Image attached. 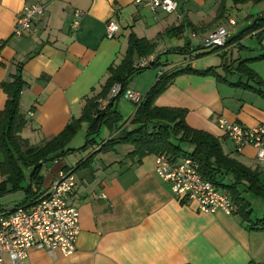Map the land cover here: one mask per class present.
<instances>
[{
    "label": "crops",
    "instance_id": "1",
    "mask_svg": "<svg viewBox=\"0 0 264 264\" xmlns=\"http://www.w3.org/2000/svg\"><path fill=\"white\" fill-rule=\"evenodd\" d=\"M177 1L176 12L166 14L136 5L134 0H40L44 11L31 31L15 36L16 18L33 0H0V112L7 100L1 85L12 82L20 66L24 85L18 109L26 125L19 136L27 146L44 145L80 118L87 98L101 93L108 68L125 58L132 35L153 45L152 56L158 62L169 54H178L184 61L172 70L165 64L152 68L156 74L140 71L125 89L144 95L161 74L184 67L196 72L212 70L215 76L193 72L176 76L153 106L184 110L188 127L216 138L224 155L258 170L264 187V164L256 162L254 148L237 150L219 128V120L248 129L264 126V58L253 60L264 53V32L261 29L235 38L264 15V0ZM74 10L81 12L76 33L69 29ZM238 16L240 24L235 19ZM110 19L119 28L113 38L105 35ZM220 27L228 32L226 44L208 53L215 48H205L204 39ZM198 48L204 51H194ZM197 54L202 55L196 58ZM139 59L133 57V68ZM244 61L245 68L256 76L253 80L242 72ZM235 75L239 80L233 81ZM217 78L243 86L232 87ZM116 102L119 122L115 127L101 126L93 143L79 150L88 132V124L81 123L66 145L74 151L40 169V191L62 172L74 177L69 198L79 212L74 253L51 256L30 249L22 264H264V230L255 228L264 219V200L255 196L262 206L254 217L251 203L240 191L241 186L246 191L245 183L238 190L249 205L247 221L236 212L203 213L194 202L172 196L168 185L158 179L154 173L157 155L130 158L133 148L124 144L98 151L122 130L136 128L130 121L137 107L127 99ZM174 144L185 154L193 151L191 145ZM23 172L27 184L31 169ZM222 181L229 184L233 178L227 175Z\"/></svg>",
    "mask_w": 264,
    "mask_h": 264
},
{
    "label": "trees",
    "instance_id": "2",
    "mask_svg": "<svg viewBox=\"0 0 264 264\" xmlns=\"http://www.w3.org/2000/svg\"><path fill=\"white\" fill-rule=\"evenodd\" d=\"M261 29L264 32V15L256 18L250 26L241 31L235 38ZM218 49L215 48L208 53L215 52ZM198 50L200 48L194 51ZM175 51L178 52V50ZM153 53V45L147 41L135 39L131 35L129 37L128 53L119 65L108 68V78L101 93L92 98H87L80 118L72 120L61 133L42 146H27L19 136V133L26 125V120L18 109L20 93L24 85L20 76L21 68L19 66L12 82L1 85L2 90L7 95V100L4 109L0 112V154L2 156V162L0 163V175L2 177L0 198L21 193V198L13 201L12 207L23 206L36 198L37 194L41 192L42 176L40 175V169L42 165L51 163L74 151L66 149V145L77 132L81 123L88 124V132L86 142L79 150H83L86 146L93 143L92 137L97 134L101 126H106L109 129L115 127L119 122V115L115 110V102L122 92L126 90L125 87L129 79L140 71L160 66L158 57H156L149 67L136 69L133 68V57L135 55L139 58L148 57ZM201 55L197 54L195 57L198 58ZM262 58H264V53L253 60ZM245 62L240 64L243 68L242 72H246L247 76L253 80L254 74L245 68ZM192 72L201 75H216L210 69L196 72L189 69V67L161 74L149 91L143 95L141 103L136 108L130 121V124L135 125L136 128L122 130L117 139L106 141L98 151H111L116 145L124 144L133 148L132 152L128 154L130 158L141 159L147 154H170L176 158L190 156L198 162L201 176L214 186L226 190L236 208L235 212L244 221H247L250 214L249 205L240 197L238 187L241 183H245L247 192L264 200V187L259 179L260 172L256 169L252 170L224 155L216 138L188 127L184 121V110L153 106L155 98L164 91L176 76ZM217 80L232 87L243 86L241 82L232 83L223 78H217ZM115 84H120V94L110 99L104 108L101 109L99 100H105ZM258 84H261V82L258 81ZM244 86L246 87V85ZM174 142L191 145L193 146V151L185 154ZM24 169H31L28 175L29 183L27 184L25 183ZM227 175H231L233 178V181L229 184L222 181V177L224 178ZM8 205H0V210L8 209ZM255 228L264 230V219L257 221Z\"/></svg>",
    "mask_w": 264,
    "mask_h": 264
},
{
    "label": "built area",
    "instance_id": "3",
    "mask_svg": "<svg viewBox=\"0 0 264 264\" xmlns=\"http://www.w3.org/2000/svg\"><path fill=\"white\" fill-rule=\"evenodd\" d=\"M134 4L166 14L175 13L178 7L177 0H134ZM44 7L45 4L40 0H33V3L24 6L16 18L14 35L29 33ZM80 15L79 10L73 11L69 24L72 33L79 29ZM229 23L234 25V21ZM118 29L114 19L108 20L105 25L106 37L113 38ZM227 38L228 32L220 27L204 39L203 46L222 48ZM154 60L152 55L142 57L134 68L149 67ZM120 91V84H115L107 98L99 100L101 109ZM121 95L136 107L143 99V95L130 90H124ZM219 128L237 150L244 146L253 147L256 162L264 164V126L248 129L219 120ZM154 173L168 185L172 196L187 203L194 202L200 212L213 214L221 211L231 215L236 211L229 196L201 176L198 162L190 156L176 158L170 154L157 155ZM74 187L73 175L62 172L47 189L42 190L27 204L0 210V264H22L30 249L44 250L51 256L55 252L65 257L74 253L79 234V212L69 201Z\"/></svg>",
    "mask_w": 264,
    "mask_h": 264
},
{
    "label": "rangeland",
    "instance_id": "4",
    "mask_svg": "<svg viewBox=\"0 0 264 264\" xmlns=\"http://www.w3.org/2000/svg\"><path fill=\"white\" fill-rule=\"evenodd\" d=\"M235 19L237 20L238 24L241 23L240 20H242V19H241L240 16H238L237 18L235 17ZM199 51H204V50L203 49H200ZM174 57L175 58L176 57H181V58L180 59H177V60H174L173 59ZM183 61H184V59L182 58V56H179L178 54H175V55H173V54L163 55L162 58L159 57V63H160V65L163 66L165 64L164 65L165 68H169L171 70L172 69H176L177 67H179L180 63H183ZM147 70H150L151 72H153L154 74H156L155 69L150 68V69H146L145 71H147ZM238 78H239V76H236L235 75L234 78H233V81L239 80ZM119 99L126 100L123 97V95H121L119 97ZM121 100H119V101H121ZM127 101H129V100H127ZM118 102H116V105H117ZM240 191H241L242 197H244L249 203H251V206L253 208V213L252 214L255 217V215H258V211H260L259 209H261L260 207L262 206V202L260 201V199H258L255 196L247 193L245 191V189H244L243 186L240 187ZM21 196H22L21 193H16V194H11V195L2 197V198H0V205H2V204H9L7 207L12 208V202L13 201H16L18 198H21Z\"/></svg>",
    "mask_w": 264,
    "mask_h": 264
}]
</instances>
